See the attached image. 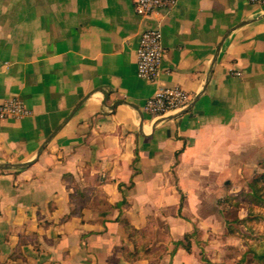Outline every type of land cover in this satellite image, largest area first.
<instances>
[{
    "label": "crops",
    "instance_id": "crops-1",
    "mask_svg": "<svg viewBox=\"0 0 264 264\" xmlns=\"http://www.w3.org/2000/svg\"><path fill=\"white\" fill-rule=\"evenodd\" d=\"M157 27L159 81L191 96L161 117L137 76ZM12 98L31 114L0 123V165L24 166L0 169V264H225L241 245L264 173V7L179 0L140 17L133 0H0Z\"/></svg>",
    "mask_w": 264,
    "mask_h": 264
},
{
    "label": "built area",
    "instance_id": "built-area-1",
    "mask_svg": "<svg viewBox=\"0 0 264 264\" xmlns=\"http://www.w3.org/2000/svg\"><path fill=\"white\" fill-rule=\"evenodd\" d=\"M179 0H133L135 13L140 17H151L169 10ZM251 5L264 7V0H248ZM163 34L159 27L144 31L137 50V76L157 85L154 95L145 104L144 110L153 117L177 114L191 102V96L180 87H170L161 81L162 64L165 58ZM241 76L240 72L235 73ZM31 114L25 103L12 98L0 103V123L8 119H22Z\"/></svg>",
    "mask_w": 264,
    "mask_h": 264
},
{
    "label": "rangeland",
    "instance_id": "rangeland-1",
    "mask_svg": "<svg viewBox=\"0 0 264 264\" xmlns=\"http://www.w3.org/2000/svg\"><path fill=\"white\" fill-rule=\"evenodd\" d=\"M243 211L245 216L243 222L247 228L241 230V235L244 236L243 241L238 248L230 250L225 264H257L254 261L252 249L258 252L263 250V246L260 244H264V207H251L247 204ZM236 218L235 215L234 219ZM242 245L243 247H241Z\"/></svg>",
    "mask_w": 264,
    "mask_h": 264
},
{
    "label": "trees",
    "instance_id": "trees-1",
    "mask_svg": "<svg viewBox=\"0 0 264 264\" xmlns=\"http://www.w3.org/2000/svg\"><path fill=\"white\" fill-rule=\"evenodd\" d=\"M251 192L247 194V198L251 204L258 207H264V173L257 178L251 184ZM263 250L258 252L252 249L254 254V261L257 264H264V244H262Z\"/></svg>",
    "mask_w": 264,
    "mask_h": 264
},
{
    "label": "water",
    "instance_id": "water-1",
    "mask_svg": "<svg viewBox=\"0 0 264 264\" xmlns=\"http://www.w3.org/2000/svg\"><path fill=\"white\" fill-rule=\"evenodd\" d=\"M24 168L23 165H0V169L8 170V169H20Z\"/></svg>",
    "mask_w": 264,
    "mask_h": 264
}]
</instances>
